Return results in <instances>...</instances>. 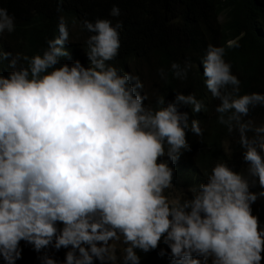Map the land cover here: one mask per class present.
<instances>
[{
  "label": "clouds",
  "instance_id": "9594fccd",
  "mask_svg": "<svg viewBox=\"0 0 264 264\" xmlns=\"http://www.w3.org/2000/svg\"><path fill=\"white\" fill-rule=\"evenodd\" d=\"M109 15L119 17L120 7ZM121 28L111 18L61 15L39 52L0 51L7 61L0 72V259L16 264L24 241L36 252L67 249L62 261L45 252L40 264H140L137 250L163 242L170 251L159 255L171 264H264V221L252 208H264V114L260 123L246 119L264 107V93H241L224 48L207 45L205 86L218 101V122L238 135L247 167L217 160L205 181L173 196L171 165L191 151L189 131L203 137L208 120L190 115L206 105L181 91L146 104L140 76L111 63ZM15 30L14 15L0 7V35ZM80 30L89 33L86 64L70 51ZM191 68L190 59L170 65L179 80ZM158 74L167 81L164 68ZM113 241L124 245L119 257Z\"/></svg>",
  "mask_w": 264,
  "mask_h": 264
},
{
  "label": "trees",
  "instance_id": "16d2710c",
  "mask_svg": "<svg viewBox=\"0 0 264 264\" xmlns=\"http://www.w3.org/2000/svg\"><path fill=\"white\" fill-rule=\"evenodd\" d=\"M0 0V7L7 8L15 17L16 30L0 35V51L33 55L46 46V38L56 36L59 16L82 22L97 17L111 18L113 24L122 21L120 29L121 47L114 61L117 67L138 74L147 94L146 104L155 106L158 97L166 101L174 98L176 91L196 93L206 105V110L190 115V119L208 120L203 137L187 133L191 151L175 169L176 188L205 181L204 173L210 171L217 160H226L235 169L244 171L246 165L238 144V135L229 134L220 124L215 113L218 103L205 86L206 77L200 64L208 44L225 50V59L232 65V72L241 81V93H264V0ZM118 5L121 15H109L113 5ZM89 33L80 30L71 38L70 51L73 60L86 64L83 53L84 41ZM190 59L192 68L186 80L175 79L170 71L173 61L183 63ZM62 62H67L62 58ZM6 60H0V72L6 74ZM164 68L168 79L158 74ZM191 111V108H182ZM264 107L251 110L249 117L262 122ZM229 138V142H228ZM177 162V161H176ZM194 172H196L194 174ZM175 188V189H176ZM259 191V187L251 188ZM258 201V200H257ZM264 206L263 201H259ZM253 213L264 221V208L257 202L252 205ZM22 258H30L32 264H40L39 256L47 252L57 260L64 259V249H42L36 252L32 245L21 241ZM160 246L147 253L137 250L140 264H171L169 255H159ZM22 258L16 264H22ZM26 263V262H25ZM0 264L4 261L0 259Z\"/></svg>",
  "mask_w": 264,
  "mask_h": 264
},
{
  "label": "rangeland",
  "instance_id": "374dc122",
  "mask_svg": "<svg viewBox=\"0 0 264 264\" xmlns=\"http://www.w3.org/2000/svg\"><path fill=\"white\" fill-rule=\"evenodd\" d=\"M228 142H229V138H228ZM169 191H170L171 195L179 196V195H182L183 192L186 191V188H184L183 185H179L176 189L169 190ZM112 243L116 245L117 256L119 257L122 253V249H123L124 245L120 242H117V241H113ZM66 251H67V249H64V252H66ZM62 260H63V258L59 259L58 261H62ZM22 262H23L22 264H32V260L30 258H28L27 260H26V258H22ZM18 264H20V263H18ZM96 264H99V261H97Z\"/></svg>",
  "mask_w": 264,
  "mask_h": 264
}]
</instances>
